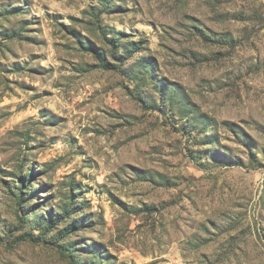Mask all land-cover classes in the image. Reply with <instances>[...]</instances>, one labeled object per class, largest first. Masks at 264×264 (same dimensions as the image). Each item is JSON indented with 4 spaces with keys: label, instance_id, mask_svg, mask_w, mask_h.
Instances as JSON below:
<instances>
[{
    "label": "rangeland",
    "instance_id": "374dc122",
    "mask_svg": "<svg viewBox=\"0 0 264 264\" xmlns=\"http://www.w3.org/2000/svg\"><path fill=\"white\" fill-rule=\"evenodd\" d=\"M0 264H264V0H0Z\"/></svg>",
    "mask_w": 264,
    "mask_h": 264
},
{
    "label": "trees",
    "instance_id": "16d2710c",
    "mask_svg": "<svg viewBox=\"0 0 264 264\" xmlns=\"http://www.w3.org/2000/svg\"><path fill=\"white\" fill-rule=\"evenodd\" d=\"M90 48H91V50L94 49V48H92V47H90ZM102 62H104V59H103V58H102Z\"/></svg>",
    "mask_w": 264,
    "mask_h": 264
}]
</instances>
